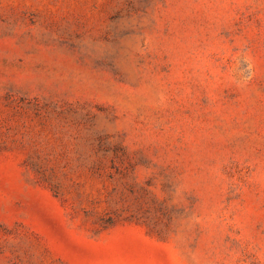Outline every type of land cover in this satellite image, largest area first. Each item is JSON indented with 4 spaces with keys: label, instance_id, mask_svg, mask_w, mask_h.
<instances>
[{
    "label": "rangeland",
    "instance_id": "rangeland-1",
    "mask_svg": "<svg viewBox=\"0 0 264 264\" xmlns=\"http://www.w3.org/2000/svg\"><path fill=\"white\" fill-rule=\"evenodd\" d=\"M0 264H264V0H0Z\"/></svg>",
    "mask_w": 264,
    "mask_h": 264
}]
</instances>
